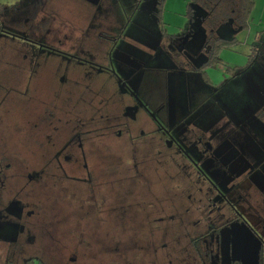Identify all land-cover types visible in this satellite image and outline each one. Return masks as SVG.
Listing matches in <instances>:
<instances>
[{
  "label": "flooded vegetation",
  "instance_id": "flooded-vegetation-1",
  "mask_svg": "<svg viewBox=\"0 0 264 264\" xmlns=\"http://www.w3.org/2000/svg\"><path fill=\"white\" fill-rule=\"evenodd\" d=\"M52 1L0 6V264H264V59L213 86L212 29L161 0L63 51Z\"/></svg>",
  "mask_w": 264,
  "mask_h": 264
},
{
  "label": "rangeland",
  "instance_id": "rangeland-1",
  "mask_svg": "<svg viewBox=\"0 0 264 264\" xmlns=\"http://www.w3.org/2000/svg\"><path fill=\"white\" fill-rule=\"evenodd\" d=\"M17 1L18 0H16V2ZM128 1L132 2V3L134 2V0H121V3L118 2L117 0H104V2L101 1L102 2L101 3L97 0L96 2L98 4H101V8H100L98 5H94L93 2L90 0H54L51 2V6H53V8L56 10V13L58 15L55 18V22H54V24H57V30H54L53 34L51 35V37L49 39H52L54 41V46H56V48L63 50V51L75 53L76 50L74 49V47L72 45H75L76 43L78 44L79 42H81L82 40H85V39H92V35H94L95 33H97V34L100 33L98 30H103L104 32L106 31L107 33L116 34L122 29V24L125 22V18L123 16V8L127 12L128 15H131L133 12L131 10V7H130L131 4ZM153 2H155V0H146L144 4H143V2L141 3V7H143V11H138V12H142L140 14L139 19H138V23L140 24L139 28L143 27L142 29H146L147 26L149 28L157 26L155 23H153L154 19H151L149 14L146 13V10L148 12H150L153 9V6H151ZM188 2H189V0H186V2L184 4L183 16L186 18V22L184 23L183 28L185 29L188 25H198V26L201 25L202 26V23H203L202 17L205 14L204 10L199 8V6H196L194 9V13L192 15V18H189L187 15V9H186V4ZM14 4H11V5H14ZM120 4H122V7ZM3 5L4 6H11L9 4H3ZM3 5H0V6H3ZM105 7H108V9L106 11L104 9ZM138 12H136L134 14L133 19ZM99 14L101 16H98ZM152 14H153V12H152ZM160 14L162 16V21H163L164 0H161ZM111 18L114 19L115 21H113ZM5 21L7 23H9V19H7L2 12H0V25L1 24L3 25ZM132 23H130V25L126 28V30L124 32L125 40L135 39V37L128 31L129 28L132 26ZM161 25H162V23H161ZM137 26L135 27L134 31L136 32V35L138 36V35H141V33L139 32V28H137ZM230 26H231L230 24H226V23L222 24L219 28H217L216 33L218 35H221V36H229L230 37L231 35H230V32L228 31L230 29ZM135 32H132V33H135ZM244 32L245 31L243 29V31L241 33H244ZM86 33H87V35H86ZM241 33H234L235 34L234 37L236 38ZM167 34H169V33H167ZM170 35H173V34H170ZM259 35L262 36L263 40H261V42H257L259 40V37H258L256 40L253 41V43L251 45V49H254V47L256 46L255 48L258 51V53L254 59V61L256 62L254 64V66H257L258 61H263V59H264V32L259 34ZM11 39L19 40L18 38H15V37H12V36H9V35H6V34L0 32V41L1 40L6 41V40H11ZM39 39H40V37H39ZM41 40L45 41L44 39H41ZM235 43H237V41ZM126 45H127L126 43H123V46H126ZM228 46L229 45L222 46V47L226 48ZM222 47H219L216 52H218ZM79 54L86 57V53L81 52ZM57 56H58V58H60V59H58L59 65L62 64V62L68 63L67 59L61 60L62 58L59 55H57ZM248 60H249V58H248ZM248 60H247V63H248ZM214 61H216V59ZM74 63L75 62L72 61L71 66ZM77 65L83 69L84 65H81V64H77ZM214 65H221L223 67L224 62L222 60H220V62H218V63L210 64L207 66V69L213 68ZM245 65L243 67H245ZM71 66H69V68L72 69V71L68 74L63 73L62 66L59 67V69L57 71V79L59 81L60 87L63 86V84L65 82L70 83V80H69V78H67V76L69 74L70 75L74 74L73 71L79 70V68H75V67L72 68ZM243 67H236V69L238 70V69L243 68ZM82 69H81V71H82ZM224 70L232 72V68L229 69V68L225 67ZM83 71H84V69H83ZM151 76H152V78H151ZM209 78L211 79L210 76H209ZM163 81L164 80L161 77V75L155 76V75L151 74V75H148L144 78V80L142 82L145 84H143L141 86L143 89L146 88L147 90H149L152 86H155V89H158L159 86L162 85ZM44 84L50 85L51 81H48L45 79ZM72 88H74L72 85H64L63 91H67V90H70ZM60 89H62V88H60ZM74 90H75V88H74ZM102 96L103 95H101V98H102ZM253 130L256 133H261L260 129H258V128H253Z\"/></svg>",
  "mask_w": 264,
  "mask_h": 264
},
{
  "label": "clouds",
  "instance_id": "clouds-1",
  "mask_svg": "<svg viewBox=\"0 0 264 264\" xmlns=\"http://www.w3.org/2000/svg\"><path fill=\"white\" fill-rule=\"evenodd\" d=\"M186 0H164V16L162 29L169 34L182 31L186 18L183 16L184 4ZM16 0H0V5L14 4ZM258 6H264V0H256ZM264 31V18L258 17L253 12V18L250 20L249 28L246 32L236 37L237 43L222 47L217 55L224 62V66L214 65L213 68L205 69L208 76L211 77L209 83L213 86L218 85L223 79L232 75L231 71H225L224 68L243 67L251 55V45L258 38V34Z\"/></svg>",
  "mask_w": 264,
  "mask_h": 264
},
{
  "label": "trees",
  "instance_id": "trees-1",
  "mask_svg": "<svg viewBox=\"0 0 264 264\" xmlns=\"http://www.w3.org/2000/svg\"><path fill=\"white\" fill-rule=\"evenodd\" d=\"M196 6H199L205 12L202 22L207 29L206 31L208 32L210 31L209 29H212L211 31L213 33L216 28L225 23L232 25L236 29H246V22L253 8V0H189L186 4L189 18H192ZM212 33L209 32V34H206L205 44L210 45L211 64H215L221 60L217 56V49L222 46L234 44L236 38L234 36L229 37L215 34L213 36ZM261 40H263L262 37L257 42H261ZM255 47L248 57L250 63L254 61L258 53ZM215 59L216 61H214Z\"/></svg>",
  "mask_w": 264,
  "mask_h": 264
},
{
  "label": "crops",
  "instance_id": "crops-1",
  "mask_svg": "<svg viewBox=\"0 0 264 264\" xmlns=\"http://www.w3.org/2000/svg\"><path fill=\"white\" fill-rule=\"evenodd\" d=\"M256 12L257 16L258 17H261V18H264V6H258L256 4V0H253V8L251 9V12H250V15H249V18L246 22L247 24V29L249 28V23H250V20L253 18V12ZM247 29H244V31L246 32ZM230 32V35L231 36H234L235 34L234 33H241L243 31V29H236L235 27H233L232 25L230 26V29L228 30ZM264 31H261L259 34L263 33ZM233 34V35H232ZM258 34V37L261 38L262 36H260ZM230 36V37H231Z\"/></svg>",
  "mask_w": 264,
  "mask_h": 264
}]
</instances>
